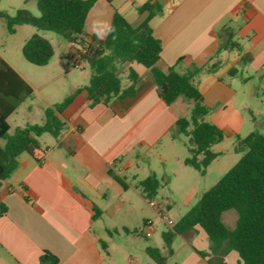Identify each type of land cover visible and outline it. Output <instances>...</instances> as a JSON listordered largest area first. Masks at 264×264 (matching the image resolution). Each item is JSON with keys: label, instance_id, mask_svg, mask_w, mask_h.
<instances>
[{"label": "crops", "instance_id": "crops-1", "mask_svg": "<svg viewBox=\"0 0 264 264\" xmlns=\"http://www.w3.org/2000/svg\"><path fill=\"white\" fill-rule=\"evenodd\" d=\"M19 1L14 0L16 4H20ZM147 1L112 0L108 3L98 0L86 17L83 42L76 47L91 44L92 37L103 40L115 11L132 27L139 26L148 13H138L137 9ZM155 1L160 11L149 25L162 45L160 59L155 65L157 69L167 72L173 67L181 74L193 65L203 67L218 63L214 73H201L196 76V81L203 103L210 110L205 121L222 133L221 141L211 147L218 157L200 177L205 179L213 167L220 172L219 180L232 167L223 171V159L227 155L223 144H232L233 150L237 137L244 138L260 129L259 132L264 133V119L258 122L255 117L251 120L246 118V112L252 113L248 98L226 79L230 76L229 71L239 66L240 70L237 69L238 72L230 77L239 84L257 80L260 84L258 89L264 95V0ZM0 12L7 11L0 9ZM222 29L232 34L239 49L235 48V61L219 74L223 51L215 59H210L222 44L218 38V34H223ZM26 32L28 36L34 34L29 28ZM71 45L67 41L69 55ZM92 48L95 50L94 45L88 50L91 55L94 52ZM0 58L31 87L33 95L34 87L24 75L22 64L3 55ZM129 69L138 76L134 96L115 99L107 105L100 102L90 106L83 90L86 85L80 88L76 83H69L64 89L63 100L71 97V102L61 115L63 128L60 135L53 137L52 143L44 136L49 134L38 138L45 150L43 161L36 163L27 153H22L18 157V168L1 182L0 209L3 208L5 213L0 216V264H39V256L44 250L55 255L59 264H104L108 254L101 250L99 242L104 241V232L110 233L108 224L103 222L105 215L118 218L117 215L123 214L124 218H134L140 221L145 234L144 223L149 221L151 233L149 237L145 236L149 239L158 228V213L169 210L170 206L160 205L155 197L152 201L157 207L152 208L137 185L151 175L163 180L164 186L165 180L176 177L175 173L168 176L164 169L154 168L151 158L155 157L164 166L165 155L156 150L176 130L177 120L188 116L192 103L179 97L172 105H165L158 97L150 69L137 63L127 64L121 75L127 78ZM239 71L245 72L246 77ZM128 85L127 80L122 89ZM29 99L8 117L7 122L21 109L31 113L27 104ZM47 106L52 105L47 103ZM23 124L36 123L25 119ZM3 144L0 141V145ZM184 159L179 161L183 163ZM140 162H143L142 166ZM141 170L144 177H140ZM130 172L132 180L128 182L126 176ZM116 179L121 180L124 186ZM197 185L196 182L183 181L181 198L185 208L209 189ZM94 207L99 211L95 219ZM184 213L179 208L178 214L182 216ZM225 215L227 221L236 222L233 214ZM118 224L126 233L129 232L131 227L126 219ZM114 230L117 232V228ZM177 237L189 243L191 250L183 264H208V257L202 258L198 254L210 253V242L202 229L196 227V232L189 239ZM146 248L149 247L144 248V253ZM223 260L225 264H241L234 251H230Z\"/></svg>", "mask_w": 264, "mask_h": 264}, {"label": "trees", "instance_id": "trees-1", "mask_svg": "<svg viewBox=\"0 0 264 264\" xmlns=\"http://www.w3.org/2000/svg\"><path fill=\"white\" fill-rule=\"evenodd\" d=\"M35 1L39 16H34L25 8L17 9L13 14L0 12V19L9 34H13L18 26H31L40 31L53 32L75 45L83 42L86 17L98 0ZM137 11L148 13L139 26L132 27L115 11L106 37L103 40L91 38V44L87 45V51L82 55L91 72L88 84L83 88L86 99L92 106L132 97L136 92L138 76L129 69V85L122 89V68L137 63L150 69L158 97L165 105H172L179 97L192 103L188 116L178 119L175 127L187 139L188 157L184 159V165L204 176L207 167L218 157L211 147L221 141L222 133L205 121L210 110L198 91L196 76L214 73L218 63L203 67L193 65L181 74L173 67L167 72L157 69L155 65L160 59L162 45L154 37L149 21L160 10L155 0H148ZM221 32L223 34H218V38L222 44L210 61L222 51L239 49L231 33L223 29ZM91 45L95 46L92 55L88 52ZM21 54L29 64L44 67L52 59L54 51L49 41L33 34L22 45ZM236 72V68L231 69L229 75ZM31 95V87L0 58V141L4 142L0 145V186L18 168L20 154L27 153L36 163H41L45 150L38 138L44 134L58 138L63 128L61 115L70 104L71 97L46 107L41 124H26L15 129L12 135L8 134V117ZM233 153L240 156L237 163L205 191L171 228L162 233V240L169 247L175 237L189 239L199 227L210 242V253L198 254L202 258L208 257V264H225L223 259L230 251L237 253L241 264H264V133L255 130L244 138L237 137ZM116 180L124 186L121 180ZM163 186V180L151 175L140 181L137 188L146 201H151ZM93 210L95 219L99 211L95 207ZM229 210L237 214L233 229H228L221 220L222 214ZM4 213L5 210L0 209V216ZM99 245L106 253L107 244L100 241ZM145 253L156 264H165L166 258L159 249L149 247ZM39 264H59V261L55 255L44 250L39 256Z\"/></svg>", "mask_w": 264, "mask_h": 264}, {"label": "rangeland", "instance_id": "rangeland-1", "mask_svg": "<svg viewBox=\"0 0 264 264\" xmlns=\"http://www.w3.org/2000/svg\"><path fill=\"white\" fill-rule=\"evenodd\" d=\"M20 4H16L14 0H2L0 9H6L7 13L13 14L17 9L25 8L30 11L34 16H39V11L37 9L35 0H21ZM17 5V6H16ZM15 7V8H9ZM16 9V10H15ZM32 30L34 34H37L51 44L54 54L50 62L45 67H38L29 64L21 54V48L24 42L28 39V30ZM67 41L61 36L49 32L40 31L31 26L16 27L13 34H9L6 29V25L2 19H0V55H3L14 62L17 59L22 66L25 68L24 75L28 78L30 83L34 87V92L32 97L27 101L28 106L31 108V113L21 109V111L12 117L9 124V135H12L17 129V127H23L25 119L29 122H35L36 124H41L44 120L43 112L47 106L55 105L63 102L64 89H67L69 83H76L81 87L88 84L90 77V69L88 64L82 61L83 69L78 70L74 68L73 58L69 55L68 50H66ZM78 49V47H75ZM223 62L219 70V74L223 70L235 61L237 58V51L235 49L227 50L222 52ZM236 69L240 70L239 66ZM243 77H246L245 72L239 71ZM121 77L122 85H126L127 78L125 76ZM227 81L231 83L234 87L238 89L241 95L248 98L251 104L252 113L246 112V118L251 120L253 117L256 118L258 122L264 119V95L259 91L260 86L257 80L250 81L249 83H240L239 81L229 77H226ZM248 82V81H247ZM253 93L255 95H253ZM47 101V102H46ZM261 131V129L259 130ZM48 142H54V138L50 135H44ZM187 139L184 135L178 133L176 130L168 135L167 138L161 143L156 152L162 151L165 155L166 163L162 166L155 160V157L151 158L154 168L157 170L164 169L167 175L175 173L176 177L165 180V186L162 187L156 196V202L160 205L168 204L170 206L169 210L163 211L168 220L176 223L180 214H178L179 208L182 209L183 213L187 211L198 198L192 200L188 208H185L184 201L181 198V192L183 190V181H189L191 183L198 184L200 188H210L218 180V170L211 168L208 170V175L205 179H202L200 175L191 167H186L179 160L188 157V151L186 147ZM225 149H227V155L223 159L224 170L226 171L229 167L235 165L239 160L240 156L233 153L232 144L225 142ZM154 154V153H153ZM139 165H143L140 162ZM135 169V168H134ZM140 177H144V172L141 170L139 172ZM131 172L127 174L128 182H131ZM204 180V181H202ZM200 182V183H199ZM201 184V185H200ZM225 214H233L237 218V214L234 210H229L224 213L222 218L223 224L228 228L232 229L235 225L230 220H226ZM118 218L109 217L105 215L103 217V222L108 224L109 234L104 232L103 239L107 244V254L105 256L104 264H156L154 261L149 259L144 253L145 247H157L161 254L165 256V264H183L188 254L191 250L189 243L181 237H175L169 247L165 246L162 240V233L169 229L166 223L159 220L158 228L152 233V237L146 238L144 227L140 226V221H136L134 218L123 217V214L117 215ZM127 220L129 232L126 233L118 225L120 221ZM117 228V232H115ZM136 230H133V229ZM139 229V230H138ZM153 231V229H152ZM170 250V253H169Z\"/></svg>", "mask_w": 264, "mask_h": 264}, {"label": "built area", "instance_id": "built-area-1", "mask_svg": "<svg viewBox=\"0 0 264 264\" xmlns=\"http://www.w3.org/2000/svg\"><path fill=\"white\" fill-rule=\"evenodd\" d=\"M70 43L72 44L71 45L72 51H71L70 56L73 58L74 68L78 69V70H82L83 69L82 61L84 62V59L82 58V55L86 53L87 46L82 45L81 47H78V49H75L76 45L74 43H72V42H70ZM149 205L152 208L157 207L156 203L154 201H152V200L149 201ZM158 216H159L160 220L162 222L166 223L169 228H171L174 225L173 222H171L170 220L167 219V217L165 216L164 212H159ZM150 225H151V223L149 221L144 223V226L147 229L146 234H145L146 237L150 236V233H151L150 229H149Z\"/></svg>", "mask_w": 264, "mask_h": 264}, {"label": "water", "instance_id": "water-1", "mask_svg": "<svg viewBox=\"0 0 264 264\" xmlns=\"http://www.w3.org/2000/svg\"><path fill=\"white\" fill-rule=\"evenodd\" d=\"M93 50H94V48L91 49V51H93Z\"/></svg>", "mask_w": 264, "mask_h": 264}]
</instances>
